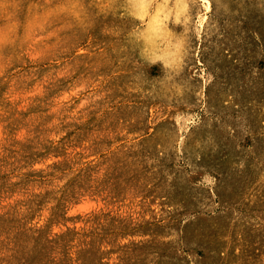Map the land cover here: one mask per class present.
<instances>
[{
    "label": "rangeland",
    "instance_id": "1",
    "mask_svg": "<svg viewBox=\"0 0 264 264\" xmlns=\"http://www.w3.org/2000/svg\"><path fill=\"white\" fill-rule=\"evenodd\" d=\"M0 264H264V0H0Z\"/></svg>",
    "mask_w": 264,
    "mask_h": 264
}]
</instances>
